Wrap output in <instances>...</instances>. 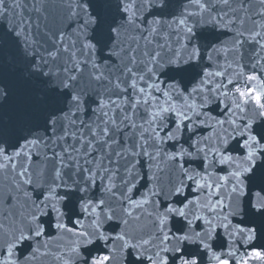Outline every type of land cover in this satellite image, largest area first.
Returning <instances> with one entry per match:
<instances>
[{
	"label": "snow or ice",
	"instance_id": "1",
	"mask_svg": "<svg viewBox=\"0 0 264 264\" xmlns=\"http://www.w3.org/2000/svg\"><path fill=\"white\" fill-rule=\"evenodd\" d=\"M0 264H264V0H0Z\"/></svg>",
	"mask_w": 264,
	"mask_h": 264
}]
</instances>
